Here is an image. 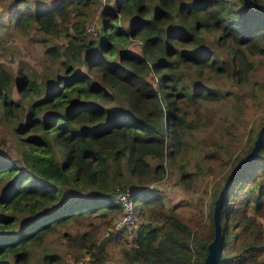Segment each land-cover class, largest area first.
Returning a JSON list of instances; mask_svg holds the SVG:
<instances>
[{
  "label": "trees",
  "instance_id": "16d2710c",
  "mask_svg": "<svg viewBox=\"0 0 264 264\" xmlns=\"http://www.w3.org/2000/svg\"><path fill=\"white\" fill-rule=\"evenodd\" d=\"M94 1L59 0L34 11L27 0H13L8 11L15 26L34 25L64 43L46 47L63 68L52 83L39 87L27 75L16 82L29 96L24 122L23 105L11 95L14 74L0 65L2 120L19 144V158L0 159V264H25L30 245L58 227L75 259L86 254L90 263H103L111 238L130 231L111 229L121 212L116 186L132 194L135 211L146 218L138 223L136 213L131 245L121 250L124 264H205L214 201L256 134L214 182L208 223L201 210L166 207L161 193L141 190L142 183L164 176L165 157L188 150L186 137L200 125L205 104L222 101L212 78L250 80L253 57L264 58V0H113L91 38L84 7ZM133 38L140 39L141 55L126 49ZM208 111L214 121L215 109ZM209 140L214 144L216 136ZM219 217L220 264H264V134L227 188ZM41 258L59 263L55 253Z\"/></svg>",
  "mask_w": 264,
  "mask_h": 264
},
{
  "label": "rangeland",
  "instance_id": "374dc122",
  "mask_svg": "<svg viewBox=\"0 0 264 264\" xmlns=\"http://www.w3.org/2000/svg\"><path fill=\"white\" fill-rule=\"evenodd\" d=\"M34 11L42 8H52L59 0H27ZM13 0H0V17L5 25L0 27V65L14 74V86L11 92L12 98L21 101L23 108L18 111L22 121L26 119L28 112V95L22 96L15 86L22 75L34 77L39 87L44 82L52 83L56 73H62L60 61L54 60L46 52L47 45L58 43L62 45L63 39L54 38L43 34L34 25L26 29L15 26L10 19L13 10ZM113 0H95L85 11V32L91 38H95L100 32L102 24L101 12L105 7H112ZM128 18L119 16L118 23L128 25ZM26 30V32H24ZM126 49L137 55H141L140 39L133 38ZM225 54L220 50V56ZM256 66L251 73L250 80L245 84H237L229 76H216L212 78V84L219 86L225 94L219 104L207 103L201 112L200 125L192 130L186 137L188 150L180 156L179 152L172 159L165 157L166 170L162 178H148L142 185L141 190L157 189L162 195V203L166 207L173 204L181 214H188L193 210H201L203 219L208 223L211 197L214 182L223 177L232 165L246 151L244 146L261 128L264 121V58L254 56ZM85 70L84 68H82ZM94 79L99 81V75L94 74ZM147 79L153 83L155 80L150 76ZM228 93V94H227ZM214 108L216 118L211 121L207 118L209 108ZM232 112L231 115L225 113ZM216 136V142L211 144L209 137ZM15 137L2 120V106L0 103V159L19 158ZM212 155L211 158L206 156ZM187 175L181 177L184 169ZM118 188V189H117ZM123 190L121 186L115 187ZM138 212V209L135 211ZM121 213V212H120ZM118 213L117 216L120 215ZM138 223L146 218L139 213ZM115 229L113 224L111 229ZM73 231V230H72ZM99 235H104L101 231ZM134 236V231L123 233L119 239L111 238L107 244V258L101 264H124L122 248L129 247ZM67 247V241L62 235V229L47 233L40 241L30 245L28 260L25 264H45L41 256L43 253H55L59 255L57 264H92L85 254L75 259ZM264 256V253H263ZM11 262L10 258L5 259ZM24 264V263H23Z\"/></svg>",
  "mask_w": 264,
  "mask_h": 264
},
{
  "label": "water",
  "instance_id": "95a60500",
  "mask_svg": "<svg viewBox=\"0 0 264 264\" xmlns=\"http://www.w3.org/2000/svg\"><path fill=\"white\" fill-rule=\"evenodd\" d=\"M263 134H264V123L258 131L257 137L254 141L251 150L249 151L247 156L242 160V162L232 171V173L230 174L229 178L227 179L223 187L220 189L218 196L214 201V208H213L214 236L213 239L207 245L205 264H220L221 246L223 242V236L221 233V223L219 217L220 203L236 173L255 156Z\"/></svg>",
  "mask_w": 264,
  "mask_h": 264
},
{
  "label": "built area",
  "instance_id": "2783aa9c",
  "mask_svg": "<svg viewBox=\"0 0 264 264\" xmlns=\"http://www.w3.org/2000/svg\"><path fill=\"white\" fill-rule=\"evenodd\" d=\"M116 197L121 206V213L114 220V228L119 229L127 227L130 229V231H135L137 226V219L132 194L129 192H124L122 190H118ZM77 264H81V262H78Z\"/></svg>",
  "mask_w": 264,
  "mask_h": 264
}]
</instances>
